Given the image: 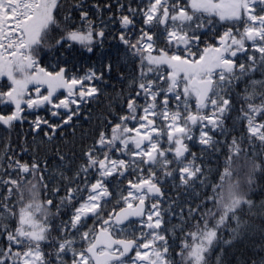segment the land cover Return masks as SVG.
Returning <instances> with one entry per match:
<instances>
[{
	"label": "snow or ice",
	"instance_id": "6c2138e0",
	"mask_svg": "<svg viewBox=\"0 0 264 264\" xmlns=\"http://www.w3.org/2000/svg\"><path fill=\"white\" fill-rule=\"evenodd\" d=\"M0 264H264V0H0Z\"/></svg>",
	"mask_w": 264,
	"mask_h": 264
},
{
	"label": "trees",
	"instance_id": "16d2710c",
	"mask_svg": "<svg viewBox=\"0 0 264 264\" xmlns=\"http://www.w3.org/2000/svg\"><path fill=\"white\" fill-rule=\"evenodd\" d=\"M105 47L107 48L108 45H106ZM95 59H96V58L93 57V60H95ZM112 83L117 84V86H119V85H118V82L115 81V80H113ZM94 110H95V109H94ZM88 127H89V126H88L87 124H84L82 128H78V129H77V135L79 136V135H81V133H85V134H86L87 131H88ZM26 129H27V125H24V126H22V129H18L17 131H21V130L26 131Z\"/></svg>",
	"mask_w": 264,
	"mask_h": 264
}]
</instances>
